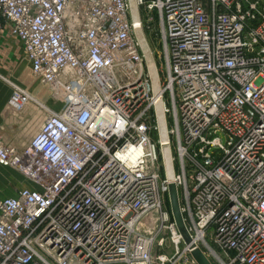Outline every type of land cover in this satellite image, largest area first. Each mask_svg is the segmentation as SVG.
<instances>
[{
	"label": "built area",
	"instance_id": "built-area-1",
	"mask_svg": "<svg viewBox=\"0 0 264 264\" xmlns=\"http://www.w3.org/2000/svg\"><path fill=\"white\" fill-rule=\"evenodd\" d=\"M135 7L0 0V25L59 105L11 83L45 117L25 145L0 136V165L30 183L0 200V264H197V248L212 264H264V0ZM154 22L157 80L137 38ZM162 232L182 246L174 262L156 255Z\"/></svg>",
	"mask_w": 264,
	"mask_h": 264
},
{
	"label": "rangeland",
	"instance_id": "rangeland-1",
	"mask_svg": "<svg viewBox=\"0 0 264 264\" xmlns=\"http://www.w3.org/2000/svg\"><path fill=\"white\" fill-rule=\"evenodd\" d=\"M129 3L131 4V1L128 0ZM158 33V25L157 22H154V24L149 25L148 27H145V35L146 38L148 40V43L150 45V48L152 50L153 53V59L155 60V63L159 69V71H162V57H163V53L161 50V45L159 43L158 40V36L156 35ZM23 52V51H22ZM24 58H25V54L24 52L22 53ZM145 55V54H144ZM146 57V56H145ZM147 60V58H146ZM148 61V60H147ZM25 64L26 67L28 69V83H21L18 82V77L17 75L12 73V69L10 68V66H8L6 63L1 62L0 64V77H2V80L0 79V89L4 94H11V97L14 96V92L15 90L13 89V87L11 86V83H14L16 85H18L20 88H22L23 90L26 91V93L34 98L35 96H37L38 98L40 97L41 102L43 103V105H45L46 107L52 109V110H56L58 109L59 105L50 97V94L48 92V90L41 84L39 83L37 80H35L29 70V64L25 58ZM162 74V73H161ZM6 80H5V79ZM34 81V82H32ZM32 82V84H31ZM28 100V99H27ZM27 104L31 103L30 100L26 101ZM26 104V106H27ZM7 106V104H6ZM6 106L4 107V112L8 113V110L6 109ZM4 117H8L4 116ZM45 117V111L41 110L38 108V115L36 117V121L40 124L41 120L44 119ZM15 118V116H14ZM33 122V121H32ZM30 123V122H26V127L28 128V135L20 140H18V146H22L25 145L29 142V140L32 138V136L36 133V129L32 128L34 123ZM3 130H0V136L4 141H7L4 137V135L2 134ZM30 186V183L19 173L17 172L15 169L11 168V167H6V166H2L0 165V200L3 198H7V197H11L14 196L16 194V192L23 187H27ZM162 236L164 237L165 241L163 246H158L156 248V255H160V254H165L167 255L172 262H174L177 257L181 256V249L182 246H179V252L177 254L175 253L174 250V246L173 243L171 241V237L168 233L164 234L163 232L161 233Z\"/></svg>",
	"mask_w": 264,
	"mask_h": 264
},
{
	"label": "crops",
	"instance_id": "crops-1",
	"mask_svg": "<svg viewBox=\"0 0 264 264\" xmlns=\"http://www.w3.org/2000/svg\"><path fill=\"white\" fill-rule=\"evenodd\" d=\"M139 33H137V38L139 39ZM146 38V35H144ZM147 40V38H146ZM147 44L148 40H147ZM150 47V45H149ZM141 50H144L141 46ZM22 47L20 42L15 38L4 25H0V64L1 62L6 63L12 69V73L17 75L18 82L28 83V69L25 64V58L23 56ZM27 60V58H26ZM28 62V60H27ZM29 64V62H28ZM29 70L31 73V68L29 64ZM2 80V77H0ZM5 79V78H4ZM6 80V79H5ZM38 81V80H37ZM34 82V81H32ZM31 82V84H32ZM39 82V81H38ZM40 83V82H39ZM34 99L41 101L40 97H34ZM31 103L23 102L16 98L11 97V94H4L0 89V130L8 142L15 145L18 144V140L26 137L28 135V128L26 127V122L34 123L32 128L38 129L39 123L35 122L38 115L37 104L30 100ZM7 104V106H6ZM27 104V106H26ZM8 110V113L4 112V107ZM8 117H4L7 116ZM15 116V118H14ZM36 129V131H37Z\"/></svg>",
	"mask_w": 264,
	"mask_h": 264
},
{
	"label": "water",
	"instance_id": "water-1",
	"mask_svg": "<svg viewBox=\"0 0 264 264\" xmlns=\"http://www.w3.org/2000/svg\"><path fill=\"white\" fill-rule=\"evenodd\" d=\"M168 188H169L168 198H169V205H170L172 218L180 234L182 235L183 240L185 241V243H188L189 238L186 235L184 228L183 216L179 202L178 188L174 182H169ZM191 256L193 257V259L196 261L197 264H212V262L198 248L191 251Z\"/></svg>",
	"mask_w": 264,
	"mask_h": 264
},
{
	"label": "bare ground",
	"instance_id": "bare-ground-1",
	"mask_svg": "<svg viewBox=\"0 0 264 264\" xmlns=\"http://www.w3.org/2000/svg\"><path fill=\"white\" fill-rule=\"evenodd\" d=\"M131 1V6L133 8V11L134 13L136 12V7H135V0H130ZM140 35H139V41H140V44L144 50V54L148 60V64H149V67L151 69V72L152 74L154 75V77L156 78V67H155V63H154V59H153V56H152V53H151V48L149 47V45L147 44V40L146 38L141 34V32H138ZM157 80V78H156ZM169 165H170V162H168ZM168 179L170 182H173V173L172 172H169L168 174Z\"/></svg>",
	"mask_w": 264,
	"mask_h": 264
}]
</instances>
